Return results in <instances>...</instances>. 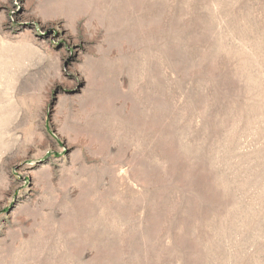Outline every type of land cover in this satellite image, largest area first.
I'll use <instances>...</instances> for the list:
<instances>
[{
  "label": "rangeland",
  "instance_id": "374dc122",
  "mask_svg": "<svg viewBox=\"0 0 264 264\" xmlns=\"http://www.w3.org/2000/svg\"><path fill=\"white\" fill-rule=\"evenodd\" d=\"M0 264H264V0H0Z\"/></svg>",
  "mask_w": 264,
  "mask_h": 264
}]
</instances>
